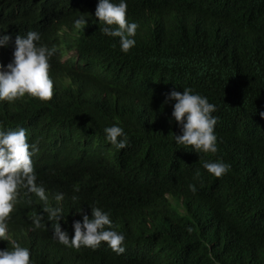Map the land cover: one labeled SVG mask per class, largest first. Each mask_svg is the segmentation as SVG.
Listing matches in <instances>:
<instances>
[{"label": "trees", "instance_id": "obj_1", "mask_svg": "<svg viewBox=\"0 0 264 264\" xmlns=\"http://www.w3.org/2000/svg\"><path fill=\"white\" fill-rule=\"evenodd\" d=\"M99 2L0 0V36L11 37L0 47L5 69L17 35L38 32V45L56 49L52 98L0 100V131L23 127L39 149L37 184L62 208L69 238L98 207L125 236V251L61 244L44 202L24 188L0 250L15 240L31 264H264V0H125L128 22L138 24L127 53L100 31ZM81 15L87 23L77 29ZM184 88L216 106V153L175 142L176 101H165ZM113 125L127 137L123 149L106 138ZM204 161L230 168L216 177ZM38 214L44 227L33 230Z\"/></svg>", "mask_w": 264, "mask_h": 264}, {"label": "clouds", "instance_id": "obj_2", "mask_svg": "<svg viewBox=\"0 0 264 264\" xmlns=\"http://www.w3.org/2000/svg\"><path fill=\"white\" fill-rule=\"evenodd\" d=\"M127 3L119 0H100L97 5L95 16L105 26L100 31L108 36L119 37L121 50L127 53L134 45V37L138 24L129 23L126 17ZM87 20L81 15L74 22L75 28L79 29L86 25ZM116 27L113 28L112 26ZM41 37L38 32L28 31L26 35H17L13 61L5 66L0 63V100L14 102L17 98L26 94L38 98L41 101L50 100L53 96L54 83L49 75L50 58L56 49L38 45ZM11 40L8 35L0 36V47H6ZM176 101L172 116L179 123L182 135H175V142L185 147L191 146L196 152L216 153V136L214 128L217 118L212 115L216 106L209 103L206 97L194 94L193 89L184 88L183 92L171 91L165 103ZM264 117V112H260ZM107 140L117 149L127 146V137L124 130L113 125L104 129ZM123 137V139H118ZM31 149V150H30ZM39 149L28 142L26 129L23 127L3 132L0 131V240L9 241L8 225L6 223L13 212L19 189H27L34 193L44 202L42 211L47 214L48 221L54 229L53 238L61 244L79 250L82 246L96 249L101 242L107 245L117 254H122L125 248L122 246L125 236L113 230L109 215L98 207H92V216H83V223L76 221L73 225L74 236L69 238L67 232L61 229L60 221L64 217L60 207H53L48 203L45 188L37 184L32 156ZM203 168L216 177L225 174L230 164L222 161H204ZM200 172L197 170L195 177L198 179ZM190 190L195 193L196 188L190 185ZM79 191V189H76ZM64 196L57 194L55 200L62 201ZM73 201L78 198L72 197ZM30 203V201H29ZM82 212V209L79 211ZM44 215H33L34 229L44 227L41 221ZM191 231V229H189ZM11 242V249L0 250V264H31L30 250L22 247L15 240Z\"/></svg>", "mask_w": 264, "mask_h": 264}]
</instances>
